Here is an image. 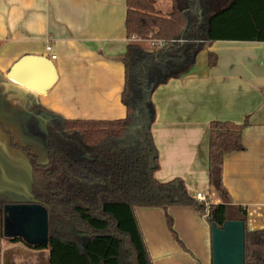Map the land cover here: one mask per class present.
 Wrapping results in <instances>:
<instances>
[{
  "label": "crops",
  "instance_id": "crops-1",
  "mask_svg": "<svg viewBox=\"0 0 264 264\" xmlns=\"http://www.w3.org/2000/svg\"><path fill=\"white\" fill-rule=\"evenodd\" d=\"M125 14V0H0V199L33 202L43 177L12 142L31 147L45 164L39 134L51 116H125L119 60L129 40ZM208 51L217 56L212 67ZM21 61L26 64L10 77ZM151 99L155 177L181 178L190 196L202 192L208 204L221 202L208 183V124L247 120L245 149L225 155L222 182L232 203L246 208L248 227L264 228V41H214L186 74L158 86ZM135 215L153 264H211L210 226L193 206L135 207ZM8 235L0 238V264H48V250Z\"/></svg>",
  "mask_w": 264,
  "mask_h": 264
},
{
  "label": "trees",
  "instance_id": "trees-1",
  "mask_svg": "<svg viewBox=\"0 0 264 264\" xmlns=\"http://www.w3.org/2000/svg\"><path fill=\"white\" fill-rule=\"evenodd\" d=\"M157 0H125L128 40L119 58L124 66L121 102L125 116L116 119H56L46 122L47 162L38 163L25 150L33 172L43 177L33 201L47 206L48 264H153L135 207L193 206L209 226L227 220L244 222V264H264V228L250 229L244 206L233 204L222 182L226 154L245 149L242 134L248 122L211 120L208 124V183L220 203L198 202L179 177L159 181L150 128L155 120L153 91L186 74L198 53L217 40L264 41V0H170L163 15ZM221 2V4L219 3ZM151 41H160L159 46ZM217 62L207 52V65ZM0 199V238L3 206ZM172 228V219L166 216ZM19 241V237H9Z\"/></svg>",
  "mask_w": 264,
  "mask_h": 264
},
{
  "label": "water",
  "instance_id": "water-1",
  "mask_svg": "<svg viewBox=\"0 0 264 264\" xmlns=\"http://www.w3.org/2000/svg\"><path fill=\"white\" fill-rule=\"evenodd\" d=\"M18 62L9 72L22 68ZM51 80L47 83L50 84ZM47 206L43 202L8 203L3 206V231L29 244L45 245L48 235ZM211 264H244V222L227 220L222 227L210 226Z\"/></svg>",
  "mask_w": 264,
  "mask_h": 264
},
{
  "label": "built area",
  "instance_id": "built-area-1",
  "mask_svg": "<svg viewBox=\"0 0 264 264\" xmlns=\"http://www.w3.org/2000/svg\"><path fill=\"white\" fill-rule=\"evenodd\" d=\"M130 40H139L138 39V37L136 36V35H134V34H132L131 36H130V38H129ZM157 45V46H159L160 44H161V42L160 41H151V45ZM46 50H47V52H50L51 51V46L50 45H47L46 46ZM52 59H55V57H56V55L55 54H51V56H50ZM196 201H198V202H204L205 204H206V208H207V206H208V202H207V200H206V198H205V195L202 193V192H199V191H197V192H195L194 194H193V196H192Z\"/></svg>",
  "mask_w": 264,
  "mask_h": 264
},
{
  "label": "rangeland",
  "instance_id": "rangeland-1",
  "mask_svg": "<svg viewBox=\"0 0 264 264\" xmlns=\"http://www.w3.org/2000/svg\"><path fill=\"white\" fill-rule=\"evenodd\" d=\"M219 3L221 4V2H219ZM155 6L163 15H166L171 8V1L170 0H157L155 2ZM56 119L59 120L60 118L56 117ZM37 127L38 126H35L36 130L39 131L40 129ZM39 135L42 137V139L44 138V132H41ZM41 249H44L47 251L46 248H41ZM40 252H42V251H40Z\"/></svg>",
  "mask_w": 264,
  "mask_h": 264
}]
</instances>
